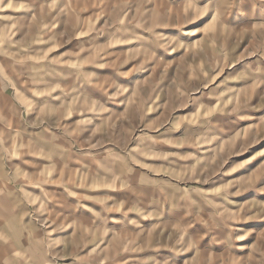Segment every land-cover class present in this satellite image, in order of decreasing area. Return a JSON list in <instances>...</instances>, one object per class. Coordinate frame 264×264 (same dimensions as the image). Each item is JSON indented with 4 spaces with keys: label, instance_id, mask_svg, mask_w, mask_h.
I'll return each instance as SVG.
<instances>
[{
    "label": "rangeland",
    "instance_id": "rangeland-1",
    "mask_svg": "<svg viewBox=\"0 0 264 264\" xmlns=\"http://www.w3.org/2000/svg\"><path fill=\"white\" fill-rule=\"evenodd\" d=\"M0 264H264V0H0Z\"/></svg>",
    "mask_w": 264,
    "mask_h": 264
},
{
    "label": "crops",
    "instance_id": "crops-1",
    "mask_svg": "<svg viewBox=\"0 0 264 264\" xmlns=\"http://www.w3.org/2000/svg\"><path fill=\"white\" fill-rule=\"evenodd\" d=\"M9 134H11V132H9ZM7 140H8V138H7ZM9 140L11 141V138Z\"/></svg>",
    "mask_w": 264,
    "mask_h": 264
}]
</instances>
